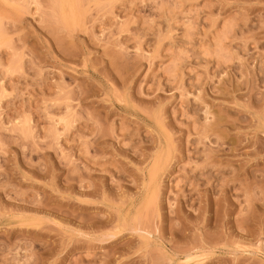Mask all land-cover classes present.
I'll return each mask as SVG.
<instances>
[{"label": "rangeland", "instance_id": "374dc122", "mask_svg": "<svg viewBox=\"0 0 264 264\" xmlns=\"http://www.w3.org/2000/svg\"><path fill=\"white\" fill-rule=\"evenodd\" d=\"M0 264H264V0H0Z\"/></svg>", "mask_w": 264, "mask_h": 264}]
</instances>
